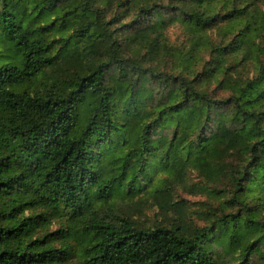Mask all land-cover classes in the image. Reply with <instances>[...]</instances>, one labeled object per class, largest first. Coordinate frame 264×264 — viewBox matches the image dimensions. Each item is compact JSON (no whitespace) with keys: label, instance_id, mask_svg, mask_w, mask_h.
Listing matches in <instances>:
<instances>
[{"label":"trees","instance_id":"trees-1","mask_svg":"<svg viewBox=\"0 0 264 264\" xmlns=\"http://www.w3.org/2000/svg\"><path fill=\"white\" fill-rule=\"evenodd\" d=\"M13 6L19 18L5 17L0 26L5 49L22 56L20 67L0 66V264H60L71 239L82 264H218L204 235L141 229L111 200L135 192L142 176L151 182L154 162L181 177L192 165L219 171L227 159L239 211L217 223V239L228 253L241 252L242 264L253 256L264 262V46L255 76L228 84V98L213 99L206 86L224 57L264 39V14L253 11L258 27L235 2L230 9L237 14L223 16V0H14ZM221 20L246 25L229 44L210 48L214 71L195 74V52L206 46L198 39ZM176 24L194 37L188 50L164 48L178 74L126 57L131 39H146L149 31L163 36ZM55 26L67 34L51 43L57 55L46 36ZM57 68L65 71L45 91L31 89ZM114 68L118 79H107ZM116 87L125 101L120 116ZM120 144L129 153L111 168L116 158L107 152ZM39 210H62L72 222L42 235L47 218Z\"/></svg>","mask_w":264,"mask_h":264},{"label":"rangeland","instance_id":"rangeland-1","mask_svg":"<svg viewBox=\"0 0 264 264\" xmlns=\"http://www.w3.org/2000/svg\"><path fill=\"white\" fill-rule=\"evenodd\" d=\"M223 1L228 4V8L222 12L223 16L227 13L231 15L234 13L237 14L238 9H230L233 8V3L235 2L238 4V7L244 9L243 11L248 18H252L253 22L256 21L257 26L261 27L262 20L261 18L253 19L255 16L253 11L258 10V12L264 14V0ZM13 5L14 0H0V26L2 25L1 20H4L3 18L5 17H15L17 19L18 16L19 18L17 13L20 14L21 11L15 12ZM101 6L104 7V4H101ZM134 13L135 11L125 15L128 19H131ZM113 17L109 18L110 21H114ZM154 21L155 18H152L148 22L154 23ZM229 22V20H221L216 27L207 33L205 39H198V42L201 41L206 46L201 51L197 49L195 52L197 55L196 60L193 63V67L190 68L195 74H205L209 71H214V63L216 60H213L215 58L212 57L210 48H216L223 43L229 44V41L235 35L239 34L241 29L246 25V21L232 24H229ZM183 27L184 25L176 24L163 31V36H158L157 33L149 31L146 39L140 38L135 41L131 39L128 42L129 47L126 51V57L131 61H140L148 70L153 69L160 72L178 74L174 58L165 56L166 52L164 48L165 46H169L172 49H189L194 37ZM230 28L234 30L227 31ZM136 31L137 29L130 31L132 37L136 35ZM46 33L49 44L53 43V41H59L61 37L67 35L64 28H56V26L46 30ZM259 37H256L259 40L253 39L251 43H246L242 50L237 53L223 58L224 63L222 64L220 72L209 77L206 82V86L210 89L209 93L213 99L223 100L228 98L232 94V90L228 84L234 85L255 76L258 70V57L256 56L259 51V44L264 46V39ZM96 42L101 46L100 42ZM51 46L52 54L57 55L59 48L52 44ZM5 47L1 41L0 34V66L7 64V66L20 67L22 65V56H20V53L18 51L10 52ZM149 47L154 49L152 54L147 53ZM144 55L145 58L141 60ZM60 64H65V62L61 61ZM64 71L65 69L57 68L55 74L52 71L46 72L36 81V85L32 84L31 89L33 91H45V85L51 86L53 80L61 76ZM111 72L107 76V79L110 76L118 79L116 68ZM115 89V105L119 108L118 113L120 116V113L124 110L125 101H122L119 87ZM121 125H124V121H121ZM206 129L209 132L211 128L207 126ZM128 137H131V133L128 134ZM129 149L130 147H125L120 144L116 146L115 152L110 150L107 152L108 154H115L116 159L112 162L113 167L111 168L118 169L125 163L124 158L129 153ZM149 159L154 160V157H150ZM154 163L158 167L152 170L149 175V177H154L151 182L142 176L140 178L141 180L136 184L137 190L132 194H128L131 188L114 194L111 203L115 205L114 209L116 213L122 217L131 219L141 229L166 227L170 229H181L180 234L187 237H192L196 233L204 235L206 244L218 257V264H242L241 252L228 253L225 251L227 244L219 242L217 239L220 232L217 223L239 211L233 201L234 181L230 171L233 160H225V165L221 166L219 171H214L213 173L192 165L181 177H176L175 173L169 174L162 171V167L158 163ZM30 214L27 212V215ZM37 214H43L47 218L45 229L41 231L42 235L57 234L58 231L65 229L72 222L70 216L62 210L59 213L39 210ZM68 242L71 250H68L62 257L60 264H82L78 255L79 248L76 242L72 239ZM56 246L60 247V244H56ZM249 264H264V262L258 256H253Z\"/></svg>","mask_w":264,"mask_h":264}]
</instances>
